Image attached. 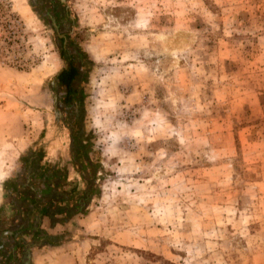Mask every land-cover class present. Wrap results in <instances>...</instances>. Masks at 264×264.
Wrapping results in <instances>:
<instances>
[{
	"label": "rangeland",
	"instance_id": "rangeland-1",
	"mask_svg": "<svg viewBox=\"0 0 264 264\" xmlns=\"http://www.w3.org/2000/svg\"><path fill=\"white\" fill-rule=\"evenodd\" d=\"M11 218L32 264H264V0H0Z\"/></svg>",
	"mask_w": 264,
	"mask_h": 264
},
{
	"label": "crops",
	"instance_id": "crops-1",
	"mask_svg": "<svg viewBox=\"0 0 264 264\" xmlns=\"http://www.w3.org/2000/svg\"><path fill=\"white\" fill-rule=\"evenodd\" d=\"M51 204L53 206H51ZM51 204L48 205V207H50L49 210L52 211V216L50 213L51 217H49V219H57V217L60 215V214H58V212H59L58 208L62 207V206H60V204L57 203L55 200ZM57 205L59 207H56ZM39 216L41 218V214H39ZM40 218L36 217L35 220H37V219L39 220ZM11 219L12 220H9V224H7V222L5 224L3 223L4 225L2 226V228L0 230V259H1L0 263L6 264V261L9 260L10 264H19V263L25 264V260H28L29 264H32L31 255H30L31 253L29 251L23 252L22 255L19 252L22 238L17 236V234L18 233L23 234L25 229L21 230L20 232H18V230H16L14 232L13 227L10 225H12V222L15 220V218L14 219L11 218ZM49 219H47V220H49ZM42 221H44L43 218H42ZM26 226H27V219L24 223V227H26ZM37 227L36 228L33 227V232L38 230ZM36 232H38V231H36ZM60 235H61V233L58 234L59 237H60ZM42 239H44V238H42ZM41 241H42L41 246L48 245V247H50V248H57V247H61L62 245L66 244V241L64 242V241L58 240L57 242H54L50 234H48V236L45 238V240H41ZM38 244H39L38 242L37 243H33V242L30 243V245H34V246H36ZM35 261H37V258L35 259Z\"/></svg>",
	"mask_w": 264,
	"mask_h": 264
},
{
	"label": "flooded vegetation",
	"instance_id": "flooded-vegetation-1",
	"mask_svg": "<svg viewBox=\"0 0 264 264\" xmlns=\"http://www.w3.org/2000/svg\"><path fill=\"white\" fill-rule=\"evenodd\" d=\"M51 1L52 0H39V2L42 3V5H45L46 3L51 2ZM47 14H48L49 19H50V15H52L54 17V22L56 24V28H54V25H53V28L55 29V31L57 33V38L60 42L58 45V48L60 51V56L62 58V52L65 48L64 43L66 41V36H65V34L62 33V25H61L62 23L60 21V16L57 14L55 9H53L52 14L51 13H47ZM50 21H51V19H50ZM51 24H52V21H51ZM63 57H64V53H63ZM65 58H66L65 66L63 69L60 70V72L56 76V82L58 84H60L61 87H62V83L65 84L64 80L66 79L67 74L69 72H71L72 70H77V68H76L77 67V61L76 60L74 61V52ZM72 82H73V80L70 81V83H72ZM58 98L59 99L62 98L61 93L59 94ZM52 186H54V183H52Z\"/></svg>",
	"mask_w": 264,
	"mask_h": 264
},
{
	"label": "trees",
	"instance_id": "trees-1",
	"mask_svg": "<svg viewBox=\"0 0 264 264\" xmlns=\"http://www.w3.org/2000/svg\"><path fill=\"white\" fill-rule=\"evenodd\" d=\"M75 74H76V71L75 70H72L71 72H69L68 74H67V77H66V79L64 80L65 82V86H66V88L68 89V91H69V88L71 87V84H70V81L71 80H73L74 79V77H75ZM68 95V94H67ZM37 174H39V170H38V172H37ZM42 176V177H41ZM51 176H53V175H51V174H49L48 173V175L47 174H43V175H41V174H39V177H37V179H43L42 181H41V185H43L42 187L44 188V189H46L45 191H44V194H43V197H45V200H46V202L49 204V203H52L54 200L56 201V202H60V200L63 198V196H62V193L63 192H61V190L59 191L58 189H57V186H56V184H54V186H52V183H53V180H52V178H51ZM41 177V178H40ZM38 183H40V182H38ZM24 188V186H23V183H21V184H19V185H17L16 184V193L15 194H17L20 190H22ZM29 190L31 191V189L29 188ZM39 232V231H38ZM36 233V232H35ZM38 235H39V233H38Z\"/></svg>",
	"mask_w": 264,
	"mask_h": 264
},
{
	"label": "water",
	"instance_id": "water-1",
	"mask_svg": "<svg viewBox=\"0 0 264 264\" xmlns=\"http://www.w3.org/2000/svg\"><path fill=\"white\" fill-rule=\"evenodd\" d=\"M60 1H61V2H65V0H60ZM50 19H51V21H52V25H54V28H56V24H55V22H54V17L50 15ZM55 99H56V97H54V101H55ZM57 114H58V116H60L59 113H57ZM25 264H29L28 260H25Z\"/></svg>",
	"mask_w": 264,
	"mask_h": 264
},
{
	"label": "bare ground",
	"instance_id": "bare-ground-1",
	"mask_svg": "<svg viewBox=\"0 0 264 264\" xmlns=\"http://www.w3.org/2000/svg\"><path fill=\"white\" fill-rule=\"evenodd\" d=\"M56 112L60 114V112H59V111H56Z\"/></svg>",
	"mask_w": 264,
	"mask_h": 264
}]
</instances>
